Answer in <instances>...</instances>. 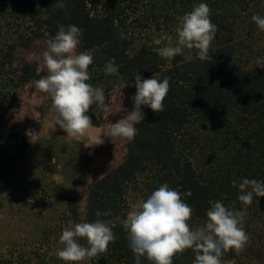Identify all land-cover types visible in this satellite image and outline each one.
I'll return each mask as SVG.
<instances>
[{
    "label": "trees",
    "instance_id": "obj_1",
    "mask_svg": "<svg viewBox=\"0 0 264 264\" xmlns=\"http://www.w3.org/2000/svg\"><path fill=\"white\" fill-rule=\"evenodd\" d=\"M56 2L0 0V209L5 192L29 186L21 168L29 143L17 127L6 125L5 117L18 103V89L39 80L42 72L37 64L20 61L19 51L53 38L59 25H76L83 30L78 52L93 55L87 83L104 90L106 103L116 88L114 80L134 81L138 71L142 78H169L170 90L162 112L142 106L144 120L135 125L137 135L128 143L124 161L89 187L85 216L74 198L68 200L69 226L94 222L98 210L126 218L132 188L146 200L165 183L193 208L189 222L193 228L205 222L211 202L228 206L236 201L234 207L243 210L239 188L232 187V182L264 181V69L242 65L240 56L250 45L240 44L238 34L243 24H254L253 14L264 11V0H63L66 7L62 9L55 7ZM199 3L210 7L211 21L217 26L210 60L201 61L195 49H185L168 63L154 51L152 41L135 46L132 27L158 25L165 31L175 30L177 17ZM248 33L253 36L252 29ZM112 58L119 74L105 75L104 66ZM89 115L94 127L103 124L105 113L96 105ZM40 190L37 185L32 196L38 198ZM188 192L190 196L184 195ZM259 209L264 213V197H254L246 211ZM113 231L118 239L109 244L107 253L87 264H135L126 230L118 224ZM53 232L60 237L59 228ZM51 236L42 231L34 244L9 249L0 255V264H64L56 255L61 245L54 241L59 244L55 249ZM253 255L264 258V245L251 242L239 254L224 253L222 260L245 264ZM194 259L188 249L177 254L173 264H193ZM143 264L149 262L145 259Z\"/></svg>",
    "mask_w": 264,
    "mask_h": 264
},
{
    "label": "clouds",
    "instance_id": "obj_2",
    "mask_svg": "<svg viewBox=\"0 0 264 264\" xmlns=\"http://www.w3.org/2000/svg\"><path fill=\"white\" fill-rule=\"evenodd\" d=\"M55 7L62 9L66 5L63 0H57ZM251 19L264 32V16L253 14ZM177 20L175 45L172 36L162 33L153 42L163 46L154 51L170 60L185 49H195L201 61L210 60L208 53L217 32V26L211 21L210 7L199 3L190 12L178 16ZM58 29L41 53L47 75L37 80L35 87L51 98L56 123L63 132L69 137L86 141L85 147L101 145L105 141L101 136L88 135L94 127L89 112L96 105L106 114L104 119L107 120L112 111L111 104L106 103L104 90L87 83L93 55L91 51H77L83 31L81 28L59 25ZM256 64L264 68L261 59H257ZM104 72L105 75L119 74L115 58L105 64ZM134 84L136 93L131 98L132 110L116 123H106L108 134L113 139L132 141L135 138V125L144 120L142 106L149 107L154 113L164 110V100L170 90L169 78L161 81L153 75L143 79L138 71ZM27 135L31 140L37 136L31 130ZM232 187L239 188L238 200L243 210L234 207L236 201L228 206L221 201L211 202L205 222L193 228L189 223L193 208L184 201L179 191L162 184L146 200L134 204L126 218L113 216L110 210L103 213L98 210L94 222H79L64 228L59 237L62 247L56 255L64 264H87L91 259L107 253L109 244L118 239L113 229L119 224L127 232L128 247L134 255L135 264H143L145 259L149 264H173V258L188 249L195 254L193 264H224V253L234 250L239 254L244 250L250 238L243 226L246 209L253 203L254 197H264V181L244 178L238 185L233 181ZM184 195L190 196L191 193Z\"/></svg>",
    "mask_w": 264,
    "mask_h": 264
},
{
    "label": "rangeland",
    "instance_id": "obj_3",
    "mask_svg": "<svg viewBox=\"0 0 264 264\" xmlns=\"http://www.w3.org/2000/svg\"><path fill=\"white\" fill-rule=\"evenodd\" d=\"M258 15L264 16V11H260ZM250 29L253 30V36L247 34ZM131 32L135 46L147 39L153 42L162 33L172 36V43L175 45V30L165 31L163 27L158 28V25H149L145 29L132 27ZM238 40L240 44L250 45L248 50L242 52L243 56H240L243 66L253 68L257 66V59L264 61V32L258 29L255 22L241 26ZM47 41V38L40 39L30 50L19 51L18 54L20 61L37 64L42 76L47 75L41 56L47 47ZM154 45L155 48L163 46ZM165 60L171 62V59ZM155 76L158 79L159 76ZM36 81L18 89V103L5 117L6 125L17 127L20 137L29 143L21 167L25 173L22 179L29 182V186L24 189L21 187V191H7L1 196L4 205L0 209V255L7 253L9 249L34 244V239L42 231L52 235L51 245H55L56 249L59 244H54V241L59 242V237L54 235L53 230L59 228L61 235L63 229L71 225L67 221V215L71 213L68 200L74 198L79 204V213L85 216L89 187L124 161L130 142L122 138L113 139L108 134L106 123H116L132 110L131 98L136 93L134 81L123 77L114 80L116 88L110 93L108 100L112 113L100 127H93L88 133L89 136H101L105 141L101 145L90 147H85L86 141L69 137L60 129L56 123V113L51 107V98L36 89ZM29 130L37 135L32 140L27 135ZM37 185L41 189V196H37L42 198L39 202L38 198L32 196ZM128 198L130 211L134 204L145 197L132 188ZM243 226L250 237L247 245L251 242L257 246L264 245V213L260 209L257 213L247 212ZM262 256H250L245 259V264H261V259H264Z\"/></svg>",
    "mask_w": 264,
    "mask_h": 264
}]
</instances>
